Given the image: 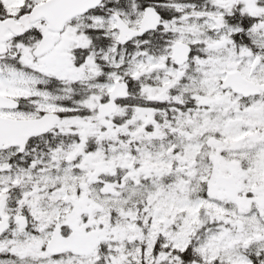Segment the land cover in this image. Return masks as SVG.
<instances>
[{"label":"snow or ice","instance_id":"obj_1","mask_svg":"<svg viewBox=\"0 0 264 264\" xmlns=\"http://www.w3.org/2000/svg\"><path fill=\"white\" fill-rule=\"evenodd\" d=\"M0 264H264V0H0Z\"/></svg>","mask_w":264,"mask_h":264}]
</instances>
